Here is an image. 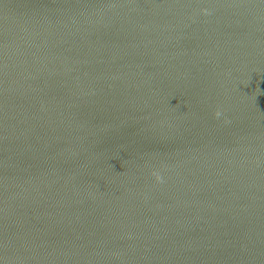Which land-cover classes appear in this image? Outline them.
Segmentation results:
<instances>
[{"label": "water", "instance_id": "1", "mask_svg": "<svg viewBox=\"0 0 264 264\" xmlns=\"http://www.w3.org/2000/svg\"><path fill=\"white\" fill-rule=\"evenodd\" d=\"M0 264H264V0H0Z\"/></svg>", "mask_w": 264, "mask_h": 264}]
</instances>
